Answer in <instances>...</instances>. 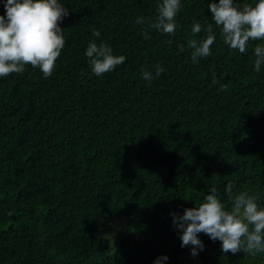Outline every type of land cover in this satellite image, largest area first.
Listing matches in <instances>:
<instances>
[{
  "label": "trees",
  "instance_id": "trees-1",
  "mask_svg": "<svg viewBox=\"0 0 264 264\" xmlns=\"http://www.w3.org/2000/svg\"><path fill=\"white\" fill-rule=\"evenodd\" d=\"M59 2L69 15L52 75L25 65L0 77V264H264V252L225 254L204 233L194 258L172 223L211 187L230 211L228 183L264 208V64L254 67L264 41L231 49L211 0H181L174 34L147 28L162 0ZM195 23L216 38L193 61L187 42L205 36ZM90 41L124 64L96 76Z\"/></svg>",
  "mask_w": 264,
  "mask_h": 264
},
{
  "label": "clouds",
  "instance_id": "clouds-1",
  "mask_svg": "<svg viewBox=\"0 0 264 264\" xmlns=\"http://www.w3.org/2000/svg\"><path fill=\"white\" fill-rule=\"evenodd\" d=\"M6 15L0 16V77L10 73L22 74L25 65L39 68L45 78L52 75L55 62L60 56L65 40L58 22L69 15V9L59 0H6ZM181 7V0H162L158 4L155 20L147 22L148 29H156L163 34H174L177 29L176 17ZM212 19L221 29L220 35L225 44L233 50L244 53L250 41H264V0L258 3L238 7L234 0H211L208 5ZM137 25H145L143 18H137ZM204 38L199 41L189 40L191 57L196 61L211 55L210 47L215 41L212 25L195 23L192 34L201 32ZM145 38L147 31H143ZM95 37L100 36L93 30ZM184 45L178 51H183ZM254 67L259 72L264 64V43L254 47ZM92 72L101 76L125 62L123 55H114L113 50L104 43L99 45L90 41L85 51ZM164 69L157 67L155 75ZM141 75L146 81L153 79L151 71L145 69ZM234 184L225 186V194L232 201L231 210H226L211 187L204 200L197 207L184 209V214L172 213V223L176 234L180 235L181 247L191 248L195 258L204 249L198 234H207L213 241H221L222 252L235 254L241 249L245 253L264 252V208L258 207L256 199L246 192L234 194ZM168 257L161 255L153 264H163Z\"/></svg>",
  "mask_w": 264,
  "mask_h": 264
}]
</instances>
